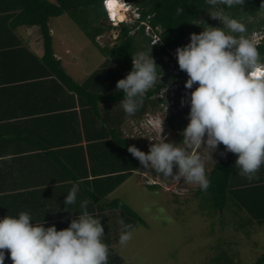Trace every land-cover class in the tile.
Masks as SVG:
<instances>
[{"label":"clouds","instance_id":"obj_1","mask_svg":"<svg viewBox=\"0 0 264 264\" xmlns=\"http://www.w3.org/2000/svg\"><path fill=\"white\" fill-rule=\"evenodd\" d=\"M116 2L132 21L128 22L125 17L119 20L117 13L109 9L110 0H103L107 23L116 27L140 21L133 0ZM205 2L231 9L242 6L245 0ZM260 7L264 8V4ZM210 16L219 20L222 27L208 26L201 21L204 27L199 34L190 33L186 45L169 50V59L173 63L177 61L179 69L187 75L185 89H192L187 93L188 123L181 133L182 139L179 143L166 142L160 133V140L152 143L147 153L135 146L128 147V152L145 169L175 178L177 182L182 178L204 191L210 187L204 153L212 160L220 145L225 150L221 156L226 152L236 155L239 175L248 181L258 179L257 173L264 166V61L257 45L247 37L245 23L226 14L223 8ZM154 31L158 35L160 29L157 27ZM260 35V41H264V32ZM158 42L159 35L154 44ZM160 77L161 70L151 56V48L132 57L131 71L115 85L116 90L123 92L120 104L129 117L143 106L146 94L160 83ZM180 81L174 83L177 85L174 90L182 86ZM80 191V182H74L63 205L76 204ZM89 203L87 199L81 201L80 213L69 221L68 227L60 230L55 225L45 227L43 219L34 221L29 212L0 218V264H5V250L12 264H109L110 249L103 241L104 226L101 218L88 211ZM120 223L119 244L126 246L133 237L132 225L123 220Z\"/></svg>","mask_w":264,"mask_h":264},{"label":"trees","instance_id":"obj_2","mask_svg":"<svg viewBox=\"0 0 264 264\" xmlns=\"http://www.w3.org/2000/svg\"><path fill=\"white\" fill-rule=\"evenodd\" d=\"M102 1L0 0V50L2 52L11 50L10 53L3 54L6 59L14 53L17 67L24 66L17 76H19L18 80L27 82V86L41 85L40 92L45 97L63 93L65 97L72 99L73 103L74 99H77L82 116V127L86 131L85 136L89 146H94L95 149L94 153L89 154V160L93 164H101L98 169L101 177L94 181L96 185L86 194L92 203L98 204L102 217L105 216V210L111 211V217L109 219L105 217V223L109 220L111 224L108 223L105 229L110 231L112 227L113 240L116 243L122 232L121 220L132 227L142 222L124 201L109 197L138 167V160L128 152V147L135 145L122 136L121 125L128 115L121 107L123 92L116 90V82L131 71L132 57L140 51L147 52L150 48L151 56L163 74L167 69L164 58H171L169 50L186 45L190 33L199 34L204 27L203 23L208 25L211 22L209 16L205 15L209 11L218 12L223 8L226 14L241 20L247 26L246 35L249 38L253 32L264 29V8L260 7L264 4V0H245L242 6L231 9L223 5H208L205 0H133L140 14L139 20L148 24L153 30L157 27L160 29L158 33L160 42L151 44L152 38L146 34L145 24L135 21L121 23L115 43L104 47L99 46L95 39L112 27L103 21L105 11ZM178 9L184 11L178 13ZM64 14L71 18L105 58L101 66L92 71L82 83L74 82L61 61L54 57L48 22L50 18ZM32 26H38L42 39L41 57L31 52L23 38L19 37L24 35L26 28ZM256 45L264 61V41L261 40ZM176 69L177 75L169 73L164 81L158 82L149 90L143 106L132 117L145 114L149 108L154 109L162 99H155L153 96L172 82L174 77L185 76V72L180 70L178 65ZM184 83L185 81L182 82L179 94L188 100L187 93L192 89H185ZM195 87L196 85H193V88ZM174 120L169 118V124L178 130L177 135L181 140V133L188 119L176 123ZM218 148L220 153L225 151L223 145ZM235 160V154L226 152L215 161L207 174L210 187L204 191L198 186L196 194H207L216 210L234 211L236 228L243 225H261L264 223V166L257 173L258 179L248 181L239 175L240 170L235 166ZM101 222H104L103 219ZM110 252L109 264H119L120 260L114 250ZM263 263L264 255L253 264Z\"/></svg>","mask_w":264,"mask_h":264},{"label":"rangeland","instance_id":"obj_3","mask_svg":"<svg viewBox=\"0 0 264 264\" xmlns=\"http://www.w3.org/2000/svg\"><path fill=\"white\" fill-rule=\"evenodd\" d=\"M213 13L205 14L211 20L208 26L222 27L219 20L210 16ZM124 17L132 21L128 13ZM48 24L53 50L59 55L65 71L74 82L82 83L105 61L103 53L67 14L50 18ZM110 26L112 28L95 39L101 47L115 43L120 26ZM262 32L264 29L253 32L249 39ZM164 62L167 69L160 81L169 73H177V61L173 63L164 58ZM186 79V73L182 78L175 77L170 82L173 86L169 83L156 93L153 98L162 101L154 109L149 108L141 116H126L121 125L122 136L145 153L152 143L160 140V133L166 137V142L179 143V132L171 127L169 118H174V123L187 119V99L179 94L180 85L174 90L177 86L174 83L181 80V84ZM220 157L219 148L212 154V160L204 153L207 174ZM173 171L177 169L174 167ZM197 190L196 184L186 183L182 178L177 182L175 178L164 177L145 169L138 161V167L111 196L124 201L142 220L132 227L133 237L126 246L117 241L115 254L119 264H253L261 258L264 255V223L236 228L234 211L214 209L209 196L196 194Z\"/></svg>","mask_w":264,"mask_h":264},{"label":"crops","instance_id":"obj_4","mask_svg":"<svg viewBox=\"0 0 264 264\" xmlns=\"http://www.w3.org/2000/svg\"><path fill=\"white\" fill-rule=\"evenodd\" d=\"M19 37L37 57L43 55L38 26L26 28ZM9 51L0 50V218L29 212L34 221L43 219L45 227L55 225L60 230L68 227L81 211L80 202L87 199L88 211L104 221L103 241L115 252L112 227L105 229L111 224L105 223L111 211L105 210L102 217L98 204L86 194L101 177V164L89 160L95 149L85 136L77 99L73 103L63 93L45 97L41 85L27 86L18 80L24 66L17 67L14 53L6 59L3 54ZM77 181L81 191L76 204L63 205ZM5 257V264H12L7 250Z\"/></svg>","mask_w":264,"mask_h":264},{"label":"built area","instance_id":"obj_5","mask_svg":"<svg viewBox=\"0 0 264 264\" xmlns=\"http://www.w3.org/2000/svg\"><path fill=\"white\" fill-rule=\"evenodd\" d=\"M136 16H137V14H136ZM145 32H146L147 35L152 36L151 44H154L155 42H157V40H158L157 32H155L153 29H151L148 24H145ZM254 37H253L252 41L255 44L259 43L260 39H261V35H259L258 37H256V36H254ZM173 56H175V55L173 54Z\"/></svg>","mask_w":264,"mask_h":264},{"label":"bare ground","instance_id":"obj_6","mask_svg":"<svg viewBox=\"0 0 264 264\" xmlns=\"http://www.w3.org/2000/svg\"><path fill=\"white\" fill-rule=\"evenodd\" d=\"M120 4H118L117 2H116V0H110V3H109V9L111 10V11H114V12H116L117 13V18L119 19V20H122V19H124V14H123V12H121L120 11Z\"/></svg>","mask_w":264,"mask_h":264}]
</instances>
